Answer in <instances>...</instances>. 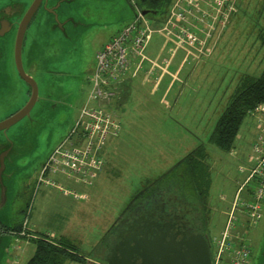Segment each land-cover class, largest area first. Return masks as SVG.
<instances>
[{
	"label": "rangeland",
	"instance_id": "obj_1",
	"mask_svg": "<svg viewBox=\"0 0 264 264\" xmlns=\"http://www.w3.org/2000/svg\"><path fill=\"white\" fill-rule=\"evenodd\" d=\"M72 3L77 4L76 16L90 25L74 29L75 39L63 42L61 57L65 62L61 64L64 63L70 76L54 82L40 68V63L50 68L48 65H51L53 58L49 57L52 54L46 51L40 57H35L34 62L39 69L32 74L40 82L41 99L28 117L0 132V141L14 144V150L5 162L7 201L0 209V224L9 228L23 225L28 206L31 204L32 207L40 195V191L35 195L34 191L42 165L66 137L87 101L88 75L95 66L98 47L134 17L127 0H74ZM234 8L224 27L213 33L210 43L215 44L211 53L204 56L201 62L190 58L183 67L181 76L188 73L192 76L177 106L172 107L175 97L170 99L169 96L166 101L163 100L162 84L152 94V81L131 90L123 113L120 115L117 112L122 126L113 138L115 144L109 150V155L106 151L105 157L102 154V168L89 186L74 184L62 175L49 176L63 189L77 194H81L79 188L85 189L87 200L74 201L70 195L63 200L57 188L43 183L40 185L39 189L54 190L49 193L50 198L44 200L48 214L37 219L32 213L38 223L36 233L50 236V232H53L57 239L73 244L86 257L84 264H104L107 232L130 199L200 143L205 145V176H208L210 184L206 197L203 193L200 198L205 199L206 203L223 196L227 201L233 198L235 181L242 182L247 175L239 168L247 169L254 164L253 141L250 145L245 144V151L241 149L238 155L232 156L210 143L209 137L240 81L246 76L257 77L264 69V45L261 43L264 0H235ZM166 17L167 13L147 15L146 20L150 26L158 27ZM154 34L149 40L150 46L157 37ZM148 53L149 49L146 51ZM182 55L181 52L176 55L170 67L172 72ZM3 56L2 68L12 75L13 46H5ZM29 61L24 47L22 65L27 74L31 71ZM166 79H169L168 76ZM9 94H15L18 99L20 97L18 88L9 90ZM23 101L21 99L20 103ZM4 107L1 103L2 112L7 109ZM249 120H253V117L247 114L243 125ZM187 190L190 192L189 187ZM1 191L0 186V197ZM198 211L202 218L201 209L198 208ZM261 212V219L255 225L241 229L251 245V264H264V204ZM4 235L0 245V264H25L33 254L34 245L31 242L23 252L18 246L29 237L26 234L25 238L19 237L20 234Z\"/></svg>",
	"mask_w": 264,
	"mask_h": 264
},
{
	"label": "built area",
	"instance_id": "obj_2",
	"mask_svg": "<svg viewBox=\"0 0 264 264\" xmlns=\"http://www.w3.org/2000/svg\"><path fill=\"white\" fill-rule=\"evenodd\" d=\"M127 1L135 11L133 20L96 52L95 66L88 75L87 101L66 137L42 165L36 181L37 185L55 187L74 199L86 196L63 189L49 176L62 175L81 185L92 183L104 163L106 140L116 137L121 128L114 101L121 97L130 69L134 65L139 68L145 60V49L152 35L165 36L176 50L185 51V58L198 61L211 53L215 44L210 43L213 33L224 27L235 10V0H172L163 24L152 27L139 8V0ZM248 114L258 127L253 144L254 164L236 187L226 210L224 227L209 236L211 264H251V245L241 229L261 219L264 204V103ZM27 213L21 236L26 234Z\"/></svg>",
	"mask_w": 264,
	"mask_h": 264
},
{
	"label": "flooded vegetation",
	"instance_id": "obj_3",
	"mask_svg": "<svg viewBox=\"0 0 264 264\" xmlns=\"http://www.w3.org/2000/svg\"><path fill=\"white\" fill-rule=\"evenodd\" d=\"M33 2L34 0H0V105L2 103L7 107L6 113L0 110L2 120L19 111L31 95L32 84L25 81L15 67L14 43L19 23L29 8L32 7ZM72 2L74 0H38V4L27 23L22 40V52L25 47L29 54V69L31 71L28 76L32 78L38 88L36 102L41 97L40 82L32 74L37 73L39 69L34 58L40 57L41 53L49 52L52 54L49 59L53 58L51 65H48L50 68L47 69L46 64L40 63L41 71L45 70L50 76L48 78L54 82H60L64 76L69 77L70 73L64 68V63L61 64V62H65L61 57L63 55V42H72L71 39H75L73 36L75 31L73 30L76 27L89 25L76 16L77 4ZM51 10L56 13L58 22H56ZM140 10L142 11L141 8ZM7 45L13 46V76L2 68L4 47ZM39 59L42 61V58ZM31 63L32 65H30ZM17 88L20 93L19 99L15 94L13 96L9 94V90ZM20 98L22 101L25 98L26 100L20 103ZM42 100H44L43 97ZM147 191L149 192L141 195L114 223L106 241L107 250L116 241V236L119 233L118 240L131 239L134 235L138 241L141 254L145 253L147 249L150 250L157 246H174L188 232L202 233L209 242L206 223L199 216L198 206L194 200L187 201L163 186L151 187ZM126 229L127 231H125ZM136 262L142 263V256H137ZM103 263L106 264V262Z\"/></svg>",
	"mask_w": 264,
	"mask_h": 264
},
{
	"label": "trees",
	"instance_id": "obj_4",
	"mask_svg": "<svg viewBox=\"0 0 264 264\" xmlns=\"http://www.w3.org/2000/svg\"><path fill=\"white\" fill-rule=\"evenodd\" d=\"M171 2L172 0H139V6L143 11L151 12L148 16H158L166 15ZM261 40V43L264 45V34ZM262 103H264V69L259 76H246L240 81L228 104L220 113L209 137V142L220 150L229 152L233 148L238 131L247 114ZM205 158V145L204 143H200L197 148L186 154L166 172L152 182H149L142 191L136 193L119 217L141 195L147 194L150 191L147 190L155 186L166 187L169 191L171 190L177 196L183 197L187 201L194 200L198 208L201 209V205H205L206 202L205 199L200 197L203 196V193L204 196L206 195L210 185L208 176H205ZM188 187L190 188V192L187 190ZM110 230L107 234L110 233ZM21 231L22 224H17L10 228L0 225L1 235L5 233L19 235ZM25 232L30 242L34 245L33 254L25 264H66L67 262L84 264L86 261V257L81 255L78 249L66 240H53L44 234L32 236V233L28 230Z\"/></svg>",
	"mask_w": 264,
	"mask_h": 264
},
{
	"label": "crops",
	"instance_id": "obj_5",
	"mask_svg": "<svg viewBox=\"0 0 264 264\" xmlns=\"http://www.w3.org/2000/svg\"><path fill=\"white\" fill-rule=\"evenodd\" d=\"M161 26V25H160ZM121 29V28H120ZM118 29L114 34H112L107 40H105L103 43L100 44L98 47L97 51L103 46V44L108 41L112 36L117 34V32L120 30ZM156 37L155 42L152 46H150V43H148L146 49H145V60L140 64V67L138 68L139 65H134L131 69L130 72L127 76V80L122 87V94L121 97L118 98L116 101H114V107H115V113L116 117L119 120L121 126V120L120 117L118 118V113L121 115L124 111V105L125 102L129 99V96L131 94V90H136L140 86H145L149 82L151 83L152 81V86L150 88V93H156L161 86L163 85V100L166 101V99L170 96V99L175 97L174 104L172 107H175L179 103V97L183 95L185 89L188 86V79L192 76L191 73L188 74H182L181 72L185 64L189 61L190 57L185 58V51L183 49H177L174 46L172 41H169L165 36L161 34H154ZM217 40V39H216ZM215 40V41H216ZM150 42V41H149ZM147 49H149V53L146 54ZM181 52L183 53L181 59L177 63L176 69L174 72L170 70L171 65L175 62L176 55ZM203 58V57H202ZM202 58L200 60H202ZM186 60V61H185ZM198 60V61H200ZM201 62V61H200ZM199 62V63H200ZM166 76H168V80L166 79ZM177 84V87L175 88V85ZM118 112V113H117ZM119 115V116H120ZM246 119V118H245ZM258 134V127L253 120H249L245 125H241L238 134L236 136V139L234 141L233 148L228 152L229 155L235 156L238 155L239 150L243 149L245 151L244 146L245 144L249 143V145L252 142V146L256 141V137ZM114 138V137H113ZM107 139L105 142V147L103 149L102 154L104 153L105 157V151L107 155H109V150L113 148V145L115 144V139ZM252 138V139H251ZM114 142V143H113ZM188 154V153H187ZM253 164L245 169L244 167L239 168L242 173H246L248 175V172L252 168ZM246 175V176H247ZM98 176V175H97ZM96 176V177H97ZM246 177H244L245 180ZM68 180V179H65ZM243 180V181H244ZM71 181V180H69ZM242 181V182H243ZM72 182V181H71ZM242 182L240 181H235V191L236 187L241 184ZM74 183V182H73ZM37 184V183H36ZM76 184V183H74ZM40 185H37L35 187L34 195L35 193L38 194L40 191V195L38 200L34 201L32 207L31 204L28 206V209L26 212L27 213V227L26 229L32 233V236H35L39 233L35 232V227L37 226V220L33 217V215L37 218L40 219L41 217L45 216L47 211L44 208V200L49 199L50 196L49 193H52L54 189H39ZM80 186H89V185H81L77 184ZM78 186V187H80ZM59 190V189H58ZM81 191L82 195L86 196V199H80L85 200L88 199L87 193L85 192V189L79 188ZM210 190V187L208 191ZM59 192H61L59 190ZM61 199L66 200L68 199L69 195L61 192ZM235 194V192H234ZM37 197V196H36ZM234 197V196H233ZM74 201H77L79 199H73ZM233 200V199H231ZM227 201L223 197L217 198L214 202H207L205 205H201V216L203 221L206 223V229L207 232L210 235L217 234L225 225L226 222V210L229 207L230 203L232 201ZM81 202V201H80ZM33 213V215H32ZM117 221V220H116ZM115 221V222H116ZM30 222H32V225L30 226ZM114 222V223H115ZM246 227V226H245ZM243 229V228H242ZM15 236H18L17 234H12ZM51 239L55 240L56 234L53 232H50ZM24 242H21V244L18 246L19 250L23 252V250H26L28 246L30 245V240L24 239ZM107 246V244H106ZM96 263V262H95Z\"/></svg>",
	"mask_w": 264,
	"mask_h": 264
},
{
	"label": "water",
	"instance_id": "obj_6",
	"mask_svg": "<svg viewBox=\"0 0 264 264\" xmlns=\"http://www.w3.org/2000/svg\"><path fill=\"white\" fill-rule=\"evenodd\" d=\"M37 2L38 0H34L32 7L29 8V10L19 23V29L17 31L14 43L15 67L18 74L25 81L32 84L31 95L26 104L19 111H17L12 116L0 121V132L6 131L24 117H28L32 107L34 106L38 98V88L36 86V83L32 80V78H30V76H28V74L24 72L22 66V40L27 27V23L29 22V19L34 12L36 5L38 4ZM130 7L135 16L134 9L131 5ZM51 12L54 14L56 22H58L56 13L52 10ZM141 12L144 16L151 14V12L149 11L142 10ZM81 20L85 22V20H83L82 18ZM87 26L83 25V28H87ZM13 150L14 144L12 142L0 141V186L2 188L0 197V209L5 206L7 201V188L4 184V178L6 175L5 162L6 159L9 158ZM125 231H127V229ZM119 237L120 233L117 234L116 241L109 246L104 256V261L106 262V264H138L136 262V257L139 255L143 258V262L140 264H211L210 245L208 240L203 236L202 233L188 232L186 235H184V237H182L181 241L175 243L174 246H157L151 248L150 250L147 249V251H145V253L143 252L142 254L140 253L139 244L134 235L133 237H131V239L118 240ZM4 238L5 235L0 234V245L3 242Z\"/></svg>",
	"mask_w": 264,
	"mask_h": 264
},
{
	"label": "bare ground",
	"instance_id": "obj_7",
	"mask_svg": "<svg viewBox=\"0 0 264 264\" xmlns=\"http://www.w3.org/2000/svg\"><path fill=\"white\" fill-rule=\"evenodd\" d=\"M107 42V41H106ZM106 145V144H105ZM105 147V146H104ZM233 199V198H232ZM232 201V200H231Z\"/></svg>",
	"mask_w": 264,
	"mask_h": 264
}]
</instances>
